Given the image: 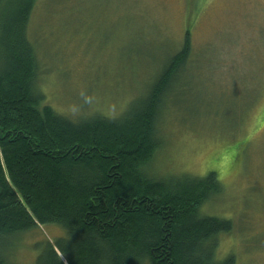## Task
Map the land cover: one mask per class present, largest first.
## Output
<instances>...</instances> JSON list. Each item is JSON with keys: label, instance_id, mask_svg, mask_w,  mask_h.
I'll return each instance as SVG.
<instances>
[{"label": "rangeland", "instance_id": "1", "mask_svg": "<svg viewBox=\"0 0 264 264\" xmlns=\"http://www.w3.org/2000/svg\"><path fill=\"white\" fill-rule=\"evenodd\" d=\"M188 23L193 59L166 95L148 172L216 171L222 190L200 211L233 224L217 258L264 264V0H37L28 36L38 83L60 113L117 117L147 91ZM41 227L12 237L10 261L33 264L44 236L66 234Z\"/></svg>", "mask_w": 264, "mask_h": 264}, {"label": "trees", "instance_id": "2", "mask_svg": "<svg viewBox=\"0 0 264 264\" xmlns=\"http://www.w3.org/2000/svg\"><path fill=\"white\" fill-rule=\"evenodd\" d=\"M36 1L0 0V264H16L12 237L45 224L66 234H46L33 264H236L216 255L232 222L200 211L222 190L218 173L149 175L166 95L193 59L192 24L131 107L72 118L38 83Z\"/></svg>", "mask_w": 264, "mask_h": 264}]
</instances>
